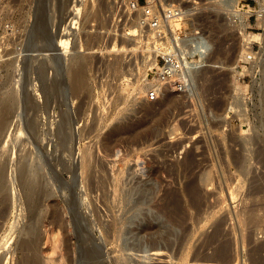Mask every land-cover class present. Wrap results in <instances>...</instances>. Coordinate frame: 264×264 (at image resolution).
I'll use <instances>...</instances> for the list:
<instances>
[{
    "label": "rangeland",
    "instance_id": "obj_1",
    "mask_svg": "<svg viewBox=\"0 0 264 264\" xmlns=\"http://www.w3.org/2000/svg\"><path fill=\"white\" fill-rule=\"evenodd\" d=\"M71 1L0 0V28L10 20L18 31L0 76V102L14 104L0 162H31L27 182L6 172L7 182L20 181L25 213L1 263L264 264V66L239 64L249 43L260 60L264 40L245 39L264 33L258 0L245 7L248 27L229 19L234 0H196L191 28L217 45L211 66L196 74V90L157 102L146 99L154 57L132 35L135 23H116L115 0H89L76 29ZM206 16L219 19L218 31L208 32ZM65 33L80 57L73 62L54 54ZM77 59L86 75L75 91ZM241 150L249 154L240 165ZM9 213L0 234L16 221Z\"/></svg>",
    "mask_w": 264,
    "mask_h": 264
},
{
    "label": "built area",
    "instance_id": "obj_2",
    "mask_svg": "<svg viewBox=\"0 0 264 264\" xmlns=\"http://www.w3.org/2000/svg\"><path fill=\"white\" fill-rule=\"evenodd\" d=\"M88 1L77 0L72 5L69 19L72 20V26L77 25L76 29L83 15V4ZM255 2L256 0H237L236 14L232 13L233 17L229 19L238 26H245L247 23L245 7ZM115 5L122 12L115 18L116 23L124 26L135 23L136 36L140 37L151 59L154 57L152 59L154 65L150 69L152 81L145 92L146 99L149 102H157L166 92L180 94L191 91L198 70L196 61L200 53L204 52L202 48L199 52H194L195 41L199 42L207 38L201 29L191 28L193 18L198 14L196 0H193V3L115 0ZM127 33L131 34L129 31ZM17 36V27L12 21L7 20L1 25L0 76L5 59L4 54ZM247 46V50L239 61V64L245 65L244 67H247L249 63H255L257 59L253 47Z\"/></svg>",
    "mask_w": 264,
    "mask_h": 264
},
{
    "label": "bare ground",
    "instance_id": "obj_3",
    "mask_svg": "<svg viewBox=\"0 0 264 264\" xmlns=\"http://www.w3.org/2000/svg\"><path fill=\"white\" fill-rule=\"evenodd\" d=\"M181 1H183V2H188V0H181ZM180 1V2H181ZM74 2V1H73ZM72 1H71V6H70V15H71V8H72V3H73ZM189 2H190V0H189ZM198 2V1H197ZM199 3V2H198ZM204 3V2H203ZM203 3H202V5H203ZM258 3H259V7H260V12H261V18L263 19V24H262V26L264 27V0H258ZM199 4H201V2L199 3ZM205 4V3H204ZM86 5V3L85 4H83V8H84V6ZM235 7H237V0H234V5L233 6H231L230 7V11H231V13H233V14H236V10H235ZM229 13V12H228ZM248 13V12H247ZM250 13V12H249ZM230 14V13H229ZM231 15V14H230ZM229 15V16H230ZM216 17V16H215ZM217 18H211V17H209V16H206V17H204V22H205V25H206V29L208 30V32H210V34H212L214 31H218V30H216V25H217V23H218V21H219V19H218V21L216 20ZM217 21V22H216ZM234 22V21H233ZM247 22H248V20H247ZM221 23V22H220ZM248 25V23H246L245 24V26H247ZM218 26V25H217ZM219 26L221 27V25L219 24ZM219 26H218V28H219ZM241 27V26H240ZM248 27V26H247ZM196 29V28H195ZM244 29H245V27H244ZM221 30V29H220ZM220 30H219V32H220ZM224 30V29H223ZM222 30V31H223ZM229 30V29H228ZM219 32H215L216 34H214V35H217V33L219 34ZM205 34V33H204ZM227 34V33H226ZM132 35H134V36H136V34H135V30L133 31V34ZM246 35V34H245ZM42 36V35H41ZM69 35H67V33H65L64 35H61V36H59V37H55V39H54V41H53V50H54V54L55 55H63V54H67L68 55V57H69V61L72 59L73 60V58L75 57V55L76 56H78L77 54H74L73 53V51H71V49H73L74 48V43H73V41L71 40V41H68V39H67V37H68ZM210 37V36H209ZM246 38L245 39H247L249 42H251V41H261L262 42V40H264V33H261V34H254V35H246L245 36ZM135 40V39H134ZM248 42V43H249ZM262 44V43H261ZM195 48H194V52H199L200 51V49L202 48V49H204V52L203 53H200V56H199V59L196 61V65H197V68H198V70H197V72L196 73H200V72H203V70L205 69V67H208V66H211L209 63L210 62H212L211 61V56L212 55H214L213 53H215L214 51H215V46H217V45H215L214 44V41L213 40H211V38L209 39H207L206 38V40H202V41H195ZM249 45H250V43H249ZM69 47L71 48V49H69ZM248 46L246 45V48H247ZM252 47V46H251ZM7 51H9V50H7ZM6 51V52H7ZM220 52V51H219ZM223 52V51H222ZM225 53V52H224ZM226 53H227V51H226ZM260 54H258L259 55V61H257V62H253L252 64H254V66H253V68L251 69V71L253 72L254 70H255V67L258 65V63L260 64V70H258L259 72L261 71V68H263L262 66H264V43H263V46H262V50H261V52H259ZM6 54H4V56H5ZM224 55V54H223ZM222 55V56H223ZM256 55H257V53H256ZM80 56H83V55H80ZM225 56V55H224ZM79 57V56H78ZM84 57V56H83ZM77 58V57H76ZM80 58V57H79ZM225 58V57H224ZM7 60H9V58H5L4 59V63H3V65H2V67L3 66H5L7 63H9ZM41 60V59H40ZM71 60V61H72ZM77 60H80V59H77ZM84 60L86 61V59L84 58ZM84 60H80L79 61V65H77V67L72 71V81H73V90H75V91H77V90H79V89H81L83 86H84V84H85V75H86V63H85V61ZM38 61V60H37ZM70 61V62H71ZM73 62V61H72ZM6 63V64H5ZM11 63V62H10ZM34 63H36V62H34ZM5 64V65H4ZM8 65V67L9 66H11V65H9V64H7ZM35 65V64H34ZM45 65V64H44ZM234 66H235V63H234ZM251 66V65H250ZM233 67V66H232ZM252 67V66H251ZM258 67H259V65H258ZM37 68V67H36ZM234 68V67H233ZM39 69V68H38ZM249 69V70H250ZM41 70V69H40ZM257 70H255V71H257ZM264 70V69H263ZM248 71V70H247ZM45 72V71H44ZM43 72V73H44ZM243 72H244V70H243ZM257 73V72H256ZM261 73H262V71H261ZM264 73V72H263ZM242 75V74H241ZM263 75V74H262ZM254 77H256V76H254ZM215 79V78H214ZM215 83V82H214ZM217 84V83H216ZM197 85L198 84H196V82H195V79H194V86H193V88L195 87V89L194 90H196L197 89ZM199 88V87H198ZM214 88V87H213ZM236 88V87H235ZM263 88V87H262ZM260 89V88H259ZM212 91H213V89H212ZM238 91V90H237ZM260 91V90H259ZM241 92H242V90H241ZM239 94V93H238ZM244 94V93H243ZM260 98H261V100H263L264 101V90L263 91H260ZM240 95V94H239ZM242 95V94H241ZM12 96H13V94H12ZM14 96H15V94H14ZM244 96V95H243ZM10 97H11V95L9 96V99H10ZM16 97L17 96H15L14 98L16 99ZM11 98H13V97H11ZM13 98V99H14ZM243 98V97H242ZM7 99V98H6ZM12 101V100H11ZM15 101H17V99L15 100ZM6 101H4V102H0V105H1V103H5ZM11 104H13V103H8V102H6L5 104H3V107L1 108V113H0V150L2 151V150H6L7 148H8V145H9V142H10V138H12L11 136H12V134H9L8 132H9V130H8V128H9V125L11 124L10 122H11V114H12V111L14 110L12 107L14 106V104H13V106H11ZM30 111H32V110H30ZM29 117H30V115H29ZM259 121V120H258ZM261 121V120H260ZM264 123V122H263ZM260 124H261V122H260ZM260 124H258V125H260ZM257 125V126H258ZM263 125V124H262ZM262 125H260V126H262ZM11 129V128H10ZM12 131V130H11ZM250 137V136H249ZM252 137H257L256 135L254 136H252ZM251 139V138H250ZM249 139V140H250ZM254 139V138H253ZM243 141V140H242ZM246 141V140H245ZM251 141H253V140H251ZM253 142H256L255 140L253 141ZM258 143V142H257ZM256 143V144H257ZM254 144V143H253ZM245 144L243 143L241 146H244ZM250 146V145H249ZM248 146V147H249ZM245 147H246V145H245ZM6 148V149H5ZM242 148H244V147H242ZM245 149H247V148H245ZM7 150H10V149H7ZM242 150H244V149H242ZM241 150V152L239 153L240 155V157L237 155L236 157L238 158L239 157V163H240V165H241V163H243L244 161H245V159H244V157L245 158H247L246 156H245V154L244 153H248L249 154V152H244V151H242ZM250 150H252V149H250ZM12 151V150H11ZM232 151H235V150H232ZM237 151V150H236ZM245 151H247V150H245ZM7 152V151H6ZM6 152H4V153H6ZM253 152V151H252ZM237 153V152H236ZM13 154V153H12ZM18 154V153H17ZM234 154H235V152H234ZM247 154V155H248ZM2 155V154H1ZM188 155V154H187ZM236 155V154H235ZM2 156H4V155H2ZM5 156H7V155H5ZM9 156V155H8ZM13 156V155H12ZM19 156V155H18ZM189 156V155H188ZM192 156H194V155H192ZM249 156V155H248ZM252 157H253V155H251ZM250 156V157H251ZM11 157V156H10ZM260 157V156H259ZM0 158H1V156H0ZM9 158V157H8ZM16 158V157H15ZM18 158H20V157H18ZM22 158V157H21ZM190 158H191V156L188 158L189 160H190ZM195 158V157H194ZM235 158V157H234ZM7 159V158H6ZM6 159H4L5 161L4 162H0V219L2 220V222L0 223V230L4 227V225H7V223H8V221L6 222V218H8L7 216H8V213L10 212V209L12 208L13 209V213L14 214H16V216H17V218L15 219L16 221L14 222V223H12V226H10L11 227V229H10V232H9V229H8V231L6 232V233H2V234H0V264H2L1 263V261H2V258L4 257V255H5V251H8L9 250V248L11 247H9V244H11L12 242H14V238H15V234L16 233H19L20 234V230L21 229H19L20 227H18L19 225L21 226V224H19L18 223V221L21 219L22 220V218L24 217V215H23V213H25L24 212V209H25V205H24V208H23V206H21L22 204H19V205H16L17 204V200H18V198L20 199V192L21 191H19L20 190V188L18 189V186H17V183H16V185H15V182H20L19 180H17L16 181V179H13V178H18V176L20 177H24V179H22V181L24 182V180H25V177L27 176H29V175H27V174H30V171H31V169L29 168V166H30V163H29V166L28 165H23V163H21V167L18 169L17 168V164H11L12 163V161L10 160V161H8V160H6ZM88 158H86V160H87ZM193 159V158H192ZM236 159V158H235ZM13 160H15L14 158H13ZM16 160H19V159H16ZM15 160V161H16ZM29 160V159H28ZM85 160V161H86ZM20 161V160H19ZM192 161L193 160H191V162H190V166H191V164H192ZM225 161H226V159H225ZM26 162V161H25ZM88 162V161H87ZM86 162V163H87ZM16 163H17V161H16ZM19 163V162H18ZM84 163V162H83ZM194 163H196V162H194ZM20 164V163H19ZM235 164H237V163H235ZM184 165V164H183ZM189 164L187 163V165L186 166H188ZM28 166V167H27ZM42 166V165H41ZM185 166V167H186ZM84 167V166H83ZM189 167V166H188ZM188 167H186V168H188ZM194 167V166H193ZM30 170H29V169ZM190 168V167H189ZM89 169V168H88ZM7 170H9V174H10V176H14L15 175V177H13L9 182H11V185L9 184L8 185V183L9 182H7V180L10 178V176H9V178H7L6 177V172H7ZM33 171V170H32ZM39 172V171H38ZM33 174V173H32ZM31 175V174H30ZM209 176V175H208ZM27 177H26V182H27ZM211 177V176H210ZM7 178V179H6ZM201 179H202V177H201ZM205 179H207V178H203L201 181L202 182H204V180ZM209 180V179H208ZM207 180V181H208ZM33 181V180H32ZM193 181V180H192ZM206 180H205V182L204 183H206L207 182ZM29 182V181H28ZM195 182V181H194ZM193 182V183H194ZM192 183V186H194V188H192V186H190L189 188H191V192H192V189H193V192H192V194L194 193V190H195V188L197 189V187H198V183H194V184H196V185H194ZM21 184V183H20ZM23 184H25V183H23ZM189 184H191V183H189ZM189 184H187L188 186H189ZM10 186V187H9ZM23 186V185H22ZM26 187H28L27 186V184L25 185ZM195 186H197V187H195ZM201 186V185H200ZM30 187H32V185L30 186ZM189 188H188V191H190L189 190ZM200 188V187H199ZM198 188V189H199ZM29 189H31V188H28V190ZM34 189V188H33ZM187 189V188H186ZM201 189V188H200ZM28 190H27V193H28ZM32 190V189H31ZM33 191V190H32ZM32 191H30L29 193H31ZM187 191V190H186ZM199 191V190H198ZM201 191V193H202V189L200 190ZM26 193V194H27ZM196 193V192H195ZM194 193V194H195ZM193 194V195H194ZM193 195H191V197H193ZM202 195V194H201ZM200 195V196H201ZM27 196V195H26ZM190 197V196H189ZM23 198V197H22ZM21 198V202H23V199ZM202 197H198L197 199H198V201L197 202H199V203H201L199 200L201 199ZM195 200H196V198H195ZM195 200H193V198H192V202H191V204L193 203V201L194 202H196ZM203 203V202H202ZM28 205V204H27ZM193 205H196L195 203H193ZM200 205V204H199ZM198 204H197V206H199ZM201 206V205H200ZM192 207V206H191ZM192 208H195V207H192ZM197 208V207H196ZM200 208V207H199ZM27 210H29V209H27ZM30 211V210H29ZM10 214V213H9ZM13 214V215H14ZM19 216H22V217H19ZM27 216V215H26ZM28 217V216H27ZM26 218V217H25ZM21 222V221H20ZM25 222V221H24ZM19 224V225H17V227H16V224ZM26 226V225H25ZM24 226V227H25ZM22 227V226H21ZM219 227V226H218ZM26 229V228H25ZM28 229V228H27ZM34 228H32L31 230H33ZM24 230V229H23ZM31 230H29V231H31ZM22 231V230H21ZM219 231V230H218ZM9 232V234H7ZM33 233V232H32ZM31 233V234H32ZM35 233V232H34ZM217 233V232H216ZM29 234V233H28ZM30 234V235H31ZM219 234H220V232H219ZM216 235V237H217V234H214L213 236H215ZM39 236V235H38ZM212 236V237H213ZM219 236V235H218ZM30 238V237H29ZM32 238V237H31ZM35 238V237H34ZM38 238V237H37ZM40 238V237H39ZM210 238V237H209ZM36 239V238H35ZM211 239V238H210ZM26 240V239H25ZM28 240H31V239H27V241H22V244H23V249H25V248H28V250H30V251H32V253L34 252L33 250H31L32 248L35 250V249H37L36 247L34 248V246L36 245V246H38L37 244H31L30 242H32L33 240H31L30 242L28 241ZM212 240H214V237L212 238ZM211 241V240H210ZM228 240H226V241H224V245H221V243H220V248H218V249H220L219 251H217V252H219L220 254H224V253H226L227 251H228V249L230 248V244L227 242ZM37 242H38V239H37ZM37 242H34V243H37ZM216 242V241H215ZM226 242L229 244V246L226 244ZM40 244V243H39ZM32 245H34L32 248H31V246ZM22 247V246H21ZM30 248V249H29ZM93 250H94V248H93ZM97 250V249H96ZM29 251V252H30ZM95 251V250H94ZM38 252V251H37ZM41 252V251H40ZM98 252V251H97ZM42 253H44V252H42ZM94 253V252H93ZM158 254H160V253H158ZM163 253H161V255H162ZM165 254V253H164ZM220 254H217V256H219L220 257ZM226 254H228V253H226ZM225 254V255H226ZM39 255V254H38ZM88 255V254H87ZM156 255V254H155ZM224 255V256H225ZM32 256V255H31ZM35 256V255H34ZM90 256V255H89ZM214 256H216V254L214 255ZM36 257H37V255H36ZM227 257V256H226ZM95 258V257H94ZM100 258V257H99ZM198 258V257H197ZM208 258V257H207ZM222 258V257H221ZM96 259V258H95ZM200 259V258H199ZM203 259V258H202ZM101 260H102V258H101ZM198 260V259H197ZM201 260V259H200ZM204 260V259H203ZM90 261V260H89ZM26 262V261H25ZM27 262H28V260H27ZM35 262V261H34ZM99 262H100V260H99ZM29 264V263H28ZM34 264H36V262L34 263ZM89 264H91V263H89ZM93 264V263H92ZM95 264V263H94ZM157 264V263H156ZM160 264V263H159Z\"/></svg>",
    "mask_w": 264,
    "mask_h": 264
}]
</instances>
